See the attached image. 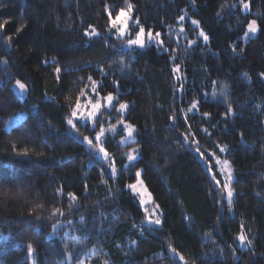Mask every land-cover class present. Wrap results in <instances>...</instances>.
Segmentation results:
<instances>
[{
  "label": "trees",
  "instance_id": "trees-1",
  "mask_svg": "<svg viewBox=\"0 0 264 264\" xmlns=\"http://www.w3.org/2000/svg\"><path fill=\"white\" fill-rule=\"evenodd\" d=\"M127 3L126 40L143 26L161 45L128 49L109 33V12L128 11L125 0H0L1 264H68L74 235L96 249L91 264H180L169 249L185 264H264V0H243L250 12L241 0ZM189 18L208 42L193 36ZM253 19L257 34L245 41ZM93 82L128 105L124 121L136 131L130 145L120 144L121 128L106 136L115 175L82 141L102 120L67 131ZM134 148L139 157L127 164ZM214 157L232 170L231 204ZM137 172L160 228L144 225L127 189Z\"/></svg>",
  "mask_w": 264,
  "mask_h": 264
},
{
  "label": "rangeland",
  "instance_id": "rangeland-1",
  "mask_svg": "<svg viewBox=\"0 0 264 264\" xmlns=\"http://www.w3.org/2000/svg\"><path fill=\"white\" fill-rule=\"evenodd\" d=\"M243 9H244V11L250 12L249 7H248L247 10H245L244 7H243ZM126 12H127L128 16L130 17V19H127V21H126L127 28H126L125 34L122 35V36L119 35V33L117 32V30L111 28V26H110V29H109V33L113 34L115 37L120 38V39H122L124 41L129 36L130 29H131L130 28V25H131V11H126ZM183 17H184V19L183 20H180V22L182 24L186 22L187 14L185 13ZM193 20L197 21L195 18H189V20H188L189 23H191V25L193 26V29H194L193 36H197V37L203 39L205 43L208 42V39L205 40L204 37L200 35L201 31H203V30L200 28L199 24H193L192 23ZM253 20H255V19H253ZM119 26H121V25L118 24V27ZM180 29H182V31H183V33L185 35L188 34V32L186 30V27H185V24L182 25ZM147 33L148 32L145 31V38H144L145 39V46L143 48H146V47H149V46H152V45H161V43H160V41H162L161 36H159V38H157V39H154L152 41H149L147 39V35H146ZM256 34H257V32L254 33V34L253 33H249V35H248L247 38H245V36H244V40L247 41L249 38H254L256 36ZM153 36H155V34H153ZM135 38H136V35L134 36L133 39H135ZM126 41L127 42H125V44L128 45V47L134 46V47L141 48V47H139L137 45H129L128 40H126ZM143 48H141V49H143ZM16 82L12 85V89H13L14 93L16 94V96L19 98V100L23 101L26 98V95H27L26 85L23 82L20 81L21 83H23L25 85V90L24 91H21L18 88ZM97 87H98V84L97 83H91L90 84V87H88V90L85 93L83 99L79 102V104L81 105V107H80V109L77 112V117L74 118L72 116V114H71V116L68 118V120L69 119H73L74 124L76 122H80L82 124H88V125H90L91 128H94L95 127V125H96V123H97L98 120H102V122H101L102 127L98 131H96L95 133H93L89 137V139H92L93 140V144L92 145H89L84 140V138L82 139V141L85 143V145L87 146V148L92 151V153L94 154V156L96 157V159H98L99 161L105 163L107 165L108 169L111 171V169L113 167L116 169V167L112 163L111 159L110 158L105 159L103 157V153H99L98 152V149L100 147H103L104 150H105L104 142H105L106 136L107 135H114V134H116L118 132V130L121 128L123 130L124 135L120 139L119 142H120L121 145L124 146V145H130V144H132L136 140V136H135L136 131H134L132 138H128V133H127V130H126V125H130V124L124 121V116L126 114V110L127 109H125L123 112L117 111V109H119V106L117 107L115 105L116 99L113 101V106L109 107L107 105L106 100L104 99L108 95L107 96L101 95L97 91ZM112 96L115 97L114 95H112ZM97 103L100 104V108L97 111L96 116L94 118H92V119H86V120L85 119H80V116L81 115L87 117L88 113L91 112V111H93V105H95ZM75 109H76V107H75ZM26 115H27L26 112H22V113L17 114L16 116L12 117L6 123L5 129L6 130H10L12 127H14L15 125L19 124L26 117ZM118 115H119V118H117V120L113 121ZM102 129H103V134L100 137V142H97L95 140V137H96V135L98 133L101 132ZM67 131L70 134H75V129L71 125H69V124H68ZM134 149L136 150L135 152H133ZM134 149H131L124 156L125 159H126V163L127 164L134 163L138 159V157H139L138 149L137 148H134ZM129 153H132L133 155H135L137 157L135 161H129L127 159V155ZM214 161L217 164L218 171H219V173H220V175L222 177L223 183H225V182L229 183V186L231 188L230 183L232 182L233 175H232V170L230 168V165L228 164L227 166H225L224 165V161L225 160L224 159H219L217 157H214ZM229 171L231 172V176H232V178H231L230 181H228V172ZM130 185H136V188L135 189L130 188L129 185L127 186V189L130 192V194L137 199V201H138L141 209L144 212V215H145L144 225L146 227H156V228H160L161 227V223L160 224L149 223V220H155V219H159L162 222V213H161V210L159 209V207H156L157 205L153 202V197H152L151 193L147 190V188L145 187V185L143 184L142 180L140 179V176L137 177V180H136L135 183L130 184ZM226 192H227V189H226ZM149 194H150V198H149ZM232 197H233V194H232ZM141 200H145V201H147V203H145V204L142 205L141 204ZM226 201L229 204L227 197H226ZM231 203H232V200H231ZM145 209L148 210L147 213H146ZM248 245L249 244H248V240L247 239L245 240V243L243 245H241V243H240V246L242 248H244L245 246H248ZM65 247L67 248V250L69 252L68 253V264H91L90 262L94 258V256L96 255V252H97L94 247H89L86 243L81 242L80 239H79V237H76L75 235L72 236V237H70L65 242ZM169 253H171V256L174 259H176L180 264H185L184 263V260H180L179 259L180 255L176 251L174 253L172 251V249H169ZM74 256L76 258V261L75 262L73 260L74 259ZM0 264H1V261H0ZM30 264H34L32 260H31V263Z\"/></svg>",
  "mask_w": 264,
  "mask_h": 264
},
{
  "label": "snow or ice",
  "instance_id": "snow-or-ice-1",
  "mask_svg": "<svg viewBox=\"0 0 264 264\" xmlns=\"http://www.w3.org/2000/svg\"><path fill=\"white\" fill-rule=\"evenodd\" d=\"M125 2L127 4V10L128 11H131V9L133 7L132 4L127 3V0H125ZM241 3L243 4V7L245 8V10H247L248 7H249V5L246 4V3H243V0H241ZM127 19H130V17L128 16V14H127V12H126V10L124 8H121L120 9V11L116 14L115 19H112L111 12H109V21H110L111 28L116 29L117 32L119 33V35H121V36L124 35L125 32H126V28H127L126 21H127ZM180 19L183 20L184 17H180ZM136 23L139 25V21L138 20L136 21ZM192 23L193 24H198V21L193 20ZM118 24L121 25V26L118 27ZM258 27L259 26L257 25L256 20H252L251 22H249L248 25H247V31L244 32L245 38L248 37L249 33H253V34L256 33L258 31ZM88 35H99V33L95 32V30L93 29V31L91 33H88ZM146 35H147V39L149 41H152L154 39L159 38L160 33H156L155 36H153V33L149 31ZM200 35L203 36L205 40L208 39V37L203 33V31H201ZM144 38H145V29L143 28V26H139V31L136 33V38L135 39H132V40H129L128 43H129V45H137V46L143 48L145 46V39ZM160 43H163V42L160 41ZM56 72L59 73L60 72V68H57L56 69ZM261 75H264V74H261ZM89 79L91 80V77H89ZM93 83H95V82H93ZM16 84H17L18 88L21 91H24L25 90V85L23 83H21L19 80H17ZM104 99L106 100L107 105L109 107H111V106H113V101L116 98L113 97L111 94H109ZM80 107H81V105L79 104V101H77L76 109H74L73 112H72V116L74 118L77 117V112L80 109ZM196 107H197V103L194 102L191 105V108H196ZM99 108H100V104L99 103L93 105V111L89 112L88 115H87V117L81 115L80 116V119H85L86 120V119H92V118H94L96 116V113L99 110ZM127 108H128V105L126 103H120L119 109H117V111L123 112ZM228 111L231 112V107H229ZM205 115H207V114H205ZM67 122L73 128L76 127V125L73 122V119H69ZM126 130H127V133H128V138H132L133 137V133L135 131L134 127L132 125H126ZM102 134H103V129L95 137V140L97 142H100V137H101ZM84 140L89 145H92L93 144V140L92 139H89V137H84ZM197 150L199 151V149H197ZM223 150L224 149L221 148V151H223ZM135 151L136 150L134 149L133 152H135ZM98 152L99 153H103V157L105 159H108L109 158V154L104 150L103 147H100L98 149ZM201 155L203 156V154H201ZM136 158L137 157L135 155H133L132 153H129L127 155V159L129 161H135ZM224 165L227 166L228 165V161H224ZM111 171H112V174L113 175L116 174V169L114 167L111 169ZM136 175H137V177H139L140 176V173L137 172ZM231 178H232L231 172L229 171L228 172V181H230ZM216 183L217 184H220V181H216ZM129 187L135 189L136 188V185H129ZM223 187L225 189H227V199H228V202L230 204L231 203V200H232V189L230 188L229 183H227V182L224 183ZM69 196L72 199H75L74 194H71L70 193ZM149 198H150V194H149ZM145 203H147V201L141 200V204L142 205L145 204ZM156 207H158V205ZM145 211H146V213L148 212L147 209H145ZM149 223L160 224L161 221L159 219H155V220H149ZM241 227H243V226H241ZM237 239L240 241L241 245H243L245 243L246 236L243 233H241L237 237ZM248 243H250V241ZM27 247H28L29 253H31L33 251L32 245L31 244H28ZM172 251L175 253V249H172ZM179 259L180 260H184V257L183 256H180Z\"/></svg>",
  "mask_w": 264,
  "mask_h": 264
},
{
  "label": "water",
  "instance_id": "water-1",
  "mask_svg": "<svg viewBox=\"0 0 264 264\" xmlns=\"http://www.w3.org/2000/svg\"><path fill=\"white\" fill-rule=\"evenodd\" d=\"M128 49H130V47H128Z\"/></svg>",
  "mask_w": 264,
  "mask_h": 264
}]
</instances>
